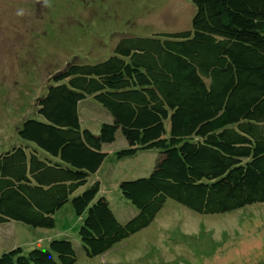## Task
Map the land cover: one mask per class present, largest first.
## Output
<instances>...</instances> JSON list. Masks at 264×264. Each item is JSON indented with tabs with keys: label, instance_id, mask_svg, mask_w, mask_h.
Masks as SVG:
<instances>
[{
	"label": "trees",
	"instance_id": "trees-1",
	"mask_svg": "<svg viewBox=\"0 0 264 264\" xmlns=\"http://www.w3.org/2000/svg\"><path fill=\"white\" fill-rule=\"evenodd\" d=\"M192 3L190 29L122 36L106 60H73L51 77L19 128L23 143L0 154V225L54 229L71 201L94 258L149 227L168 199L201 215L264 203V0ZM88 96L113 119L97 135L79 116ZM119 130L128 147L106 152ZM152 150L159 153L152 173L120 183L137 210L121 223L99 195L100 181L89 180L110 155ZM77 259L71 240L60 238L27 253L14 248L0 264Z\"/></svg>",
	"mask_w": 264,
	"mask_h": 264
},
{
	"label": "rangeland",
	"instance_id": "rangeland-1",
	"mask_svg": "<svg viewBox=\"0 0 264 264\" xmlns=\"http://www.w3.org/2000/svg\"><path fill=\"white\" fill-rule=\"evenodd\" d=\"M23 10L24 15H17ZM192 0H0V154L23 143L18 131L35 114L57 72L68 63H98L113 55L122 36L150 37L191 28ZM83 128L100 133L110 114L88 96L79 104ZM128 147L119 130L109 153ZM158 151L130 159L110 155L87 186L100 181L121 223L137 214L120 183L149 176ZM85 188L78 191L81 193ZM77 193V194H78ZM71 201L56 214V227L34 229L12 221L0 225V256L21 247L47 248L52 239L71 240L76 264H264V203L223 215H201L168 199L153 223L102 256L90 258L82 246Z\"/></svg>",
	"mask_w": 264,
	"mask_h": 264
},
{
	"label": "clouds",
	"instance_id": "clouds-1",
	"mask_svg": "<svg viewBox=\"0 0 264 264\" xmlns=\"http://www.w3.org/2000/svg\"><path fill=\"white\" fill-rule=\"evenodd\" d=\"M43 2L45 4V6H50V0H43ZM17 15L23 16L24 15L23 10L18 11Z\"/></svg>",
	"mask_w": 264,
	"mask_h": 264
}]
</instances>
